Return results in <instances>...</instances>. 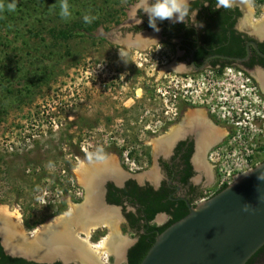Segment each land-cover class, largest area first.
Segmentation results:
<instances>
[{
	"label": "rangeland",
	"instance_id": "rangeland-1",
	"mask_svg": "<svg viewBox=\"0 0 264 264\" xmlns=\"http://www.w3.org/2000/svg\"><path fill=\"white\" fill-rule=\"evenodd\" d=\"M16 2L14 12L0 11V205L20 214L22 233L86 200L76 169L81 161H104H88L85 151L103 147L120 176L143 179L147 151L164 130L178 126L183 104L215 109L220 120H252L264 110L258 84L232 66L218 76L210 68L181 76L167 72L173 53L158 40L141 49L122 46L117 28L135 21L138 0H68V20L59 15L60 0ZM244 6L264 13L252 0ZM85 14L97 19L86 24ZM263 160L249 161L248 168ZM151 170L159 175L156 162ZM219 176L208 191H216ZM58 182L72 183L67 194ZM44 211L51 216L43 219ZM37 220L42 223L28 226ZM117 227L127 236L121 218ZM102 229L93 231L101 240Z\"/></svg>",
	"mask_w": 264,
	"mask_h": 264
},
{
	"label": "flooded vegetation",
	"instance_id": "flooded-vegetation-1",
	"mask_svg": "<svg viewBox=\"0 0 264 264\" xmlns=\"http://www.w3.org/2000/svg\"><path fill=\"white\" fill-rule=\"evenodd\" d=\"M252 1L257 7L264 6V3L256 4L254 0ZM204 2L205 0H190L191 7L199 9L195 19L202 22L203 27L158 20L160 31H155L149 26L148 15L140 12L136 13L132 24L129 26L124 24L117 28L119 33L116 39L122 46H126L128 43L138 42V34L153 31L155 41L158 40V43L165 44L172 50L171 58L164 63L169 67L167 72L181 76L195 75L210 68L218 76L225 73V68L232 66L251 77L259 86L257 92L264 97V85L260 78L264 76V57L255 47V44L258 45L260 51L264 52V36L258 33L260 26L257 23L263 18L264 13L259 15L258 11L253 12V19L257 21L250 25L246 21L247 11L241 0H234L230 9L215 10V0H208L207 7L203 5ZM139 20L142 22L139 23ZM248 54L249 57L243 59ZM205 62H207L205 68L200 69ZM189 105L185 103L178 108L177 127L173 126L171 131L164 130L163 134L154 139L157 147L152 146L146 153L147 168L143 179L136 174L130 176L121 174L120 180L102 175L101 180L104 181L101 185L102 204L105 208H110V211L116 212L118 219L121 218L127 229V236L122 233V241H125L121 258L110 254L107 258L104 256L106 259L101 260V264H130L132 255L130 250L143 235L152 237L155 234L156 237L160 231L159 227L172 219L173 213L183 202L188 211L190 206H196L200 202L207 188L213 184L214 175L220 171L222 160L239 157L253 162L264 159V110L256 112L257 117H253L252 120H248L250 115H247L248 119L236 116L220 120L215 109L212 111L202 109L201 117H193V113L199 108L190 110ZM170 123L172 124L165 122V125L168 127ZM212 129L215 131L223 129L225 134L218 141L208 145L207 136ZM174 131L180 132L178 135H172V138L170 136L172 132L175 134ZM167 140H170L168 146L159 149L158 146L166 144ZM155 162L159 175L151 170ZM84 193L86 196V189L83 196ZM157 196L161 199L160 203L155 205L152 202ZM151 204L165 208L152 219L146 212ZM168 207L170 212L167 211ZM78 227L74 229L75 236L84 241L85 233ZM103 227L106 230L102 229L101 233L105 237L110 229L101 226L97 230ZM100 236L92 234L89 239L92 242H99L102 238ZM57 262L66 264L63 260ZM67 264L83 263L72 259L67 261Z\"/></svg>",
	"mask_w": 264,
	"mask_h": 264
},
{
	"label": "water",
	"instance_id": "water-1",
	"mask_svg": "<svg viewBox=\"0 0 264 264\" xmlns=\"http://www.w3.org/2000/svg\"><path fill=\"white\" fill-rule=\"evenodd\" d=\"M150 34L154 32L138 34V43L133 46L141 49L143 36ZM255 47L264 57L258 45L255 44ZM248 57L249 54L243 59ZM206 65L207 62L200 69ZM261 173H264V160L209 199L190 206L185 217L156 236L140 264H247L264 246V179L259 178ZM103 182L100 181L101 185ZM245 204L249 206L247 211L244 210ZM58 217L65 219L67 213ZM54 223L53 218L44 226ZM38 229L28 234L23 232L22 238L33 242ZM0 241L4 251L13 257L49 264L63 260L60 257L42 259L14 252L6 247L1 233ZM63 262L67 264V261Z\"/></svg>",
	"mask_w": 264,
	"mask_h": 264
},
{
	"label": "bare ground",
	"instance_id": "bare-ground-1",
	"mask_svg": "<svg viewBox=\"0 0 264 264\" xmlns=\"http://www.w3.org/2000/svg\"><path fill=\"white\" fill-rule=\"evenodd\" d=\"M246 21L250 25L256 23L253 19L252 9H249ZM257 23L260 26L258 33L264 36V16ZM143 39L140 42L142 48L147 47L155 41L152 34L143 36ZM260 78L264 85V76H260ZM202 115V109H198L192 116L201 117ZM210 131V135L207 136V139H209L206 141L208 145L218 141L225 134L223 129H216V131L212 129ZM179 132L174 131L175 134L172 132L170 137L173 138ZM169 141L167 140L166 144H159L158 148L167 147ZM117 166L116 161L110 159L104 161L102 166L99 164L90 165L85 161H81L76 172L78 180L87 190L85 202L82 205H73L71 211L67 214V218L55 217L54 224L43 225L35 231L33 242H27L26 239L22 238V218L20 214L10 210L7 206L0 205V233L3 236L6 247L14 252L42 259L55 257H60L64 261L77 259L83 264H101V260L106 259L104 255L107 254H115L120 259L124 252V242H122L123 236L118 229L119 227H117L119 219L116 212L110 211V208L107 209L102 204V186L100 182H97L99 179L97 177H102L105 173L120 180L121 176ZM245 173L240 174L238 177ZM78 225H82V231L86 236L84 241L79 240L75 236L73 227ZM101 226H107L110 232L100 242L93 243L89 238L93 234V231Z\"/></svg>",
	"mask_w": 264,
	"mask_h": 264
},
{
	"label": "clouds",
	"instance_id": "clouds-1",
	"mask_svg": "<svg viewBox=\"0 0 264 264\" xmlns=\"http://www.w3.org/2000/svg\"><path fill=\"white\" fill-rule=\"evenodd\" d=\"M250 0H241V3L247 4ZM234 0H215V9H230L233 6ZM205 7L208 6V0L203 3ZM17 7L16 0L5 4L4 0H0V11L7 10L14 12ZM59 15L62 19L68 20L72 12L68 0H60L59 3ZM199 9H193L191 7L190 0H138L137 3V14L143 12L149 17V26L155 31H160L157 21L169 20L172 23H184L186 26L195 25L196 27H203L202 22L197 21L196 15ZM97 17L85 14L83 21L86 24H91ZM142 20H139V23ZM82 151L84 149L82 148ZM85 158L92 162H103L107 159L103 147H97L94 152L85 151ZM48 168H53L51 162L47 165ZM260 179H264V173H261ZM248 204H245L244 210H248Z\"/></svg>",
	"mask_w": 264,
	"mask_h": 264
},
{
	"label": "trees",
	"instance_id": "trees-1",
	"mask_svg": "<svg viewBox=\"0 0 264 264\" xmlns=\"http://www.w3.org/2000/svg\"><path fill=\"white\" fill-rule=\"evenodd\" d=\"M256 4L259 3H264V0H254ZM225 66V65H224ZM223 66V67H224ZM226 67V66H225ZM2 159V157L0 158ZM59 181V180H58ZM59 183V182H58ZM61 191L67 194V192L70 190V187L72 186V183L69 182L67 184H61ZM225 188V187H224ZM223 189V188H222ZM221 189V190H222ZM161 197H155L154 201L152 202L155 205H158L160 203ZM148 204V202H147ZM65 205V202L63 203ZM63 205H60L57 211H62L63 210ZM152 206V204H151ZM150 208L146 209V212L148 213V217L152 219L159 211H162V209H165L164 207L158 208L157 206H152ZM52 208L53 205L51 204L48 206V209ZM167 211H171L170 208H167ZM189 211L187 210L186 204L183 202L177 209L175 213H173L172 219L166 223L165 225L159 227L160 231L158 233L163 232L167 227L175 223L176 221L180 220L181 218L185 217ZM43 214V219H46L51 216V214L47 215L45 214V211L42 213ZM41 220L35 221L32 225H28L29 227H35L38 224H41ZM155 235V234H154ZM147 236L143 235L140 239V241L130 250L131 251V259H130V264H140L141 261L144 259L146 254L148 253L149 249L155 242L156 237ZM261 263L264 264V246L247 262V264H255V263ZM0 264H49V263H39V262H34V261H29L25 258L22 257H13L9 254H7L4 251L3 246L1 245L0 241ZM54 264H61L60 262L54 263Z\"/></svg>",
	"mask_w": 264,
	"mask_h": 264
},
{
	"label": "built area",
	"instance_id": "built-area-1",
	"mask_svg": "<svg viewBox=\"0 0 264 264\" xmlns=\"http://www.w3.org/2000/svg\"><path fill=\"white\" fill-rule=\"evenodd\" d=\"M223 118H225L224 115H223ZM236 158H239V157H236ZM240 160L242 163L237 162L233 158L222 160L223 162H221L220 171L218 172L220 176H219V179H217V188L215 192H218L222 188L233 183L240 174L250 169L248 168L249 166L248 159L240 158ZM244 167H245V170H242ZM215 192L207 190L200 201L209 199L215 194Z\"/></svg>",
	"mask_w": 264,
	"mask_h": 264
}]
</instances>
